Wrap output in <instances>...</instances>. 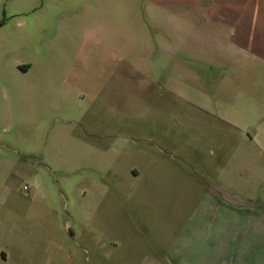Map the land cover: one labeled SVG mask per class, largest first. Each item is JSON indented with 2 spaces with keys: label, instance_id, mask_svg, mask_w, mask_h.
I'll list each match as a JSON object with an SVG mask.
<instances>
[{
  "label": "rangeland",
  "instance_id": "374dc122",
  "mask_svg": "<svg viewBox=\"0 0 264 264\" xmlns=\"http://www.w3.org/2000/svg\"><path fill=\"white\" fill-rule=\"evenodd\" d=\"M166 1L0 0V264H264V65Z\"/></svg>",
  "mask_w": 264,
  "mask_h": 264
},
{
  "label": "crops",
  "instance_id": "0c3cea01",
  "mask_svg": "<svg viewBox=\"0 0 264 264\" xmlns=\"http://www.w3.org/2000/svg\"><path fill=\"white\" fill-rule=\"evenodd\" d=\"M171 1L174 5L185 7L186 14L194 20L187 24L190 27L188 29L196 31L192 34H197L198 37L207 36L213 45H221L223 49L229 47L228 52H223L225 59L264 65V0L166 2ZM259 233L263 235L264 230L261 229Z\"/></svg>",
  "mask_w": 264,
  "mask_h": 264
}]
</instances>
